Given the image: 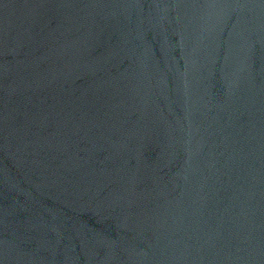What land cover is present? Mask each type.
<instances>
[{"label":"water","instance_id":"1","mask_svg":"<svg viewBox=\"0 0 264 264\" xmlns=\"http://www.w3.org/2000/svg\"><path fill=\"white\" fill-rule=\"evenodd\" d=\"M0 264H264V0H0Z\"/></svg>","mask_w":264,"mask_h":264}]
</instances>
